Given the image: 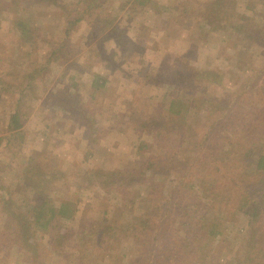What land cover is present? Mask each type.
I'll return each instance as SVG.
<instances>
[{"label": "rangeland", "instance_id": "374dc122", "mask_svg": "<svg viewBox=\"0 0 264 264\" xmlns=\"http://www.w3.org/2000/svg\"><path fill=\"white\" fill-rule=\"evenodd\" d=\"M13 1L0 0V264H73L76 247L85 244L81 249L86 256L94 252L99 264L179 259L169 233L164 237L166 227L179 229L178 220L165 218L163 205L159 211L151 201L156 210L150 222L145 202L151 192L159 203L182 183L201 143L211 145L204 132L213 123L215 149L225 129L237 131L214 120L232 102L234 124L251 126L241 136L243 147L248 142L247 170L264 156V0H104L93 17L81 15L82 0H17L18 7ZM80 17L64 35L67 18ZM181 74L194 81L183 96L190 108L174 156L153 144L141 150L147 140L136 124L168 123L171 93L180 88L171 83ZM96 78L102 88L92 86ZM233 143L229 139L226 149ZM203 159L209 166L210 159ZM112 173L129 195L102 192L101 175ZM127 174L132 176L125 184ZM184 182L198 190L194 180ZM31 185L70 213L31 232L24 244L5 225L12 213L32 219ZM222 212V235L202 243L196 264L244 259L254 221L228 207ZM260 218L264 232V209ZM71 234L74 243L66 245Z\"/></svg>", "mask_w": 264, "mask_h": 264}, {"label": "trees", "instance_id": "16d2710c", "mask_svg": "<svg viewBox=\"0 0 264 264\" xmlns=\"http://www.w3.org/2000/svg\"><path fill=\"white\" fill-rule=\"evenodd\" d=\"M30 1L38 3L53 2L54 4H58L59 0ZM103 1L104 0H82L84 6L81 15L93 17L94 14L98 13V10L104 4L105 1ZM132 1L137 2V5H144L147 3V0ZM13 3L18 7L17 0H14ZM82 19L83 18L81 17L80 19L73 20L67 18V27L65 29L64 35H68L70 30L76 27ZM100 22L103 26H106L104 24L106 21L100 20ZM18 27L22 28L24 35V29L26 28V25L20 24ZM260 34L263 35V33ZM24 36L26 37L27 35ZM247 36L251 40H254L251 32L247 33ZM260 45L263 44L260 43ZM62 48L63 45L59 46V48L53 51L52 56H56L58 51ZM99 80L101 79L96 78L92 84V86L96 89L102 88V84L99 82ZM193 81V79H188L187 75L183 76L181 74V76H177V79L171 83L173 87L176 86L180 88H178L176 91H172L171 93L170 107L167 112L168 116L166 117L170 122L167 121L168 123L163 125H154L151 123L152 120L148 119V124L145 126L136 124V128L142 129L147 140L146 143L142 144V146L140 145L141 150L146 146L149 147L150 144H153L158 146L159 150L165 155L174 156L175 153L171 152L176 150L177 145H179L178 143L180 142L181 136L183 134L182 128H185L184 122L186 120L184 121V119L186 118L190 108L189 103L183 102V96L187 94V92L191 91ZM198 98L199 97H196V99L191 100L194 106L195 103L200 102V99ZM232 104L228 106L230 108L227 109L225 113L224 111L220 112V115L214 118L216 124L224 121L237 130L228 131V129H225L223 131V140L221 141L220 145L221 148L216 146L217 149H215V146L213 147L214 138H216V135H218L215 131V124L213 123V125L209 127V130L204 132V138L207 140L206 142L211 143V145L207 149L203 147L206 144L201 143L198 159L194 160L190 164H186L182 183L174 187L170 194L165 199L160 201L162 202L161 205H159L160 202L157 203L155 201L151 192L148 193V200L145 203L148 205L146 218L149 221L150 211L156 210L150 205V202L154 201V206L156 208L163 205L165 218L168 219L169 216H171L175 221L178 220L177 222L179 223V229L174 230L172 228L170 229L166 227V231L164 233V237L166 238L168 235L170 239V246L177 248V253L180 255L179 259L171 258L170 264H185V262L188 261L189 264H196V257L202 243L205 240L210 241L215 239L217 236L222 235V230L224 229L223 226L227 218L222 212V208L225 207H228L237 216L245 215L249 217L252 221H254L256 228H254L248 240L244 259L238 261L237 264H264V243L261 238L264 237V232L261 231L260 226L262 220L260 216H262L264 209V178H261L264 176V156H258L255 161V166L251 167V172L247 170V168H250V166L247 165L249 154L248 150L244 151L243 148L248 145V142L245 144V147H243L242 142H244V138L241 136L242 133L246 135L248 131L251 133V126L246 127V125L244 126L242 124H234V120L238 117L232 116L233 110L236 109V106H233ZM162 116L165 115L162 114ZM11 121L15 122V115H12ZM241 121L243 120L235 122L239 123ZM179 122H183V124L174 126ZM148 128L149 130L147 131ZM194 133V131L190 132L192 136H195ZM227 133L230 135H227ZM211 134L214 135L213 138H207V135ZM231 138L234 140V143L231 144L228 149H226L225 146L228 144V140ZM249 140H251V138H249ZM218 154L221 157H218ZM203 157L210 159L209 166H212L210 169H207L209 166H207V164L204 162ZM226 158H228L227 161H225ZM153 174L154 172H152V175ZM105 176H107V174L101 175L103 178H101L102 180L99 181L101 186L100 189L105 195L114 191L118 192L120 195L126 194V189L118 186L116 181V179L119 177L118 174L112 173L109 175L110 178H105ZM128 176L129 178L125 177L124 179L125 184L129 182V179L132 175ZM187 179L190 182L194 180L198 185V190H195L193 186L186 187L183 185V183H185L184 181ZM252 179L255 180V184L251 181ZM133 180L132 182H134ZM137 182H139L141 186L146 184V181L143 179L137 180ZM33 186H29V188H32L33 190L30 192V194L33 193V197L30 202L31 206H33L32 219H29L28 217L21 218L19 216H15L14 213H12L9 215V220L5 225V230L7 232L9 230L14 232L13 235L16 236V240L19 242L22 241L24 244L29 243V237L32 235L31 232L36 233L38 230L45 231L54 218L57 216L64 218L68 213H70V211L67 209V205H61L58 209H56V207L48 200V198H46L43 188ZM153 188H155V186H152L149 190L151 191ZM202 193L205 194V197H203ZM134 195L137 196L138 193H134ZM203 201L207 202L206 204L208 207L204 205ZM157 209L160 211L159 208ZM210 210L213 211L212 214H209ZM164 216H161V218L163 219ZM157 227L158 226H156V228ZM166 232L169 234L166 235ZM65 242L66 245L71 243L73 244V234H71L70 237H67ZM17 246L22 247L23 245L21 243H17ZM83 246H87V244ZM83 246L76 247V254L73 257V264H99V262L95 259L96 254H94V252H92L91 255L86 256L84 251L81 249ZM61 247H63V245H61ZM173 252L174 251L171 253ZM188 255L190 258L187 260Z\"/></svg>", "mask_w": 264, "mask_h": 264}]
</instances>
